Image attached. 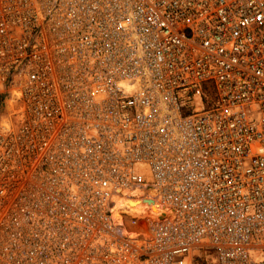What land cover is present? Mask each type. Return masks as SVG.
I'll list each match as a JSON object with an SVG mask.
<instances>
[{"label":"built area","instance_id":"2783aa9c","mask_svg":"<svg viewBox=\"0 0 264 264\" xmlns=\"http://www.w3.org/2000/svg\"><path fill=\"white\" fill-rule=\"evenodd\" d=\"M0 264H264V0H0Z\"/></svg>","mask_w":264,"mask_h":264},{"label":"bare ground","instance_id":"6f19581e","mask_svg":"<svg viewBox=\"0 0 264 264\" xmlns=\"http://www.w3.org/2000/svg\"><path fill=\"white\" fill-rule=\"evenodd\" d=\"M6 105H7L6 107L10 109L12 106L11 100H7ZM140 206H141L140 202H133L132 206L128 210V213L133 214V213L137 212L138 208ZM149 207H150V210L152 211V213H159V211H160L158 205L155 203H150Z\"/></svg>","mask_w":264,"mask_h":264}]
</instances>
